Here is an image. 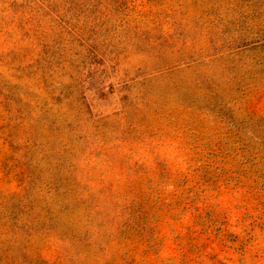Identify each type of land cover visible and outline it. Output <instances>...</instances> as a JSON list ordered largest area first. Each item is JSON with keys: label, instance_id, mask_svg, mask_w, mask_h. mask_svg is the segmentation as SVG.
<instances>
[{"label": "rangeland", "instance_id": "1", "mask_svg": "<svg viewBox=\"0 0 264 264\" xmlns=\"http://www.w3.org/2000/svg\"><path fill=\"white\" fill-rule=\"evenodd\" d=\"M0 264H264V0H0Z\"/></svg>", "mask_w": 264, "mask_h": 264}]
</instances>
